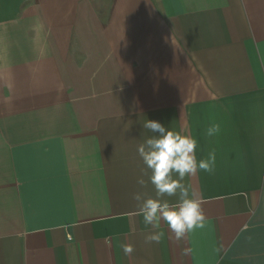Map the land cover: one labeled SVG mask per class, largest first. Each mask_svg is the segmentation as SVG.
I'll list each match as a JSON object with an SVG mask.
<instances>
[{
	"label": "crops",
	"instance_id": "obj_1",
	"mask_svg": "<svg viewBox=\"0 0 264 264\" xmlns=\"http://www.w3.org/2000/svg\"><path fill=\"white\" fill-rule=\"evenodd\" d=\"M146 119L216 156L180 240L136 215ZM0 264H264V0H0Z\"/></svg>",
	"mask_w": 264,
	"mask_h": 264
},
{
	"label": "clouds",
	"instance_id": "obj_2",
	"mask_svg": "<svg viewBox=\"0 0 264 264\" xmlns=\"http://www.w3.org/2000/svg\"><path fill=\"white\" fill-rule=\"evenodd\" d=\"M142 128L151 135L144 138L137 152L147 170H150L148 182L155 189V196L145 197L137 192L136 215L142 216L143 223L150 226L144 239L146 243H159L165 237L161 221L174 233L177 240L183 239L186 233L205 227L206 216L202 210V199L191 185L183 183L186 176L198 170L207 173L214 171L216 156L209 152L206 158H197L199 141L197 137L181 130H175L164 123L146 119ZM221 125L212 122L203 135L213 137L220 133ZM137 183L143 187L146 181L141 177ZM177 197L174 201L165 197ZM128 255L134 251L130 244L121 245Z\"/></svg>",
	"mask_w": 264,
	"mask_h": 264
}]
</instances>
